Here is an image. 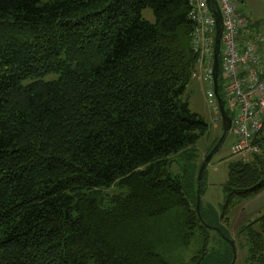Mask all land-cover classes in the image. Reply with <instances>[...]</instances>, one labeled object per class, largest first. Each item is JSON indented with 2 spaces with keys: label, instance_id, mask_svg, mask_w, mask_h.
I'll use <instances>...</instances> for the list:
<instances>
[{
  "label": "trees",
  "instance_id": "1",
  "mask_svg": "<svg viewBox=\"0 0 264 264\" xmlns=\"http://www.w3.org/2000/svg\"><path fill=\"white\" fill-rule=\"evenodd\" d=\"M191 8L0 0V264H230L237 238L244 264H264V216L229 230L264 190V123L259 152L229 161L215 220L196 212L203 180L170 172L209 130L186 95ZM114 186L128 193L103 205Z\"/></svg>",
  "mask_w": 264,
  "mask_h": 264
},
{
  "label": "built area",
  "instance_id": "2",
  "mask_svg": "<svg viewBox=\"0 0 264 264\" xmlns=\"http://www.w3.org/2000/svg\"><path fill=\"white\" fill-rule=\"evenodd\" d=\"M215 1L222 17L218 85L231 116L230 152L235 156L251 155L259 152L255 140L264 123V39L250 28L237 0ZM190 2V19L194 23L191 42L198 53L192 77L205 84L215 121L220 118L212 74L215 18L207 0Z\"/></svg>",
  "mask_w": 264,
  "mask_h": 264
},
{
  "label": "rangeland",
  "instance_id": "3",
  "mask_svg": "<svg viewBox=\"0 0 264 264\" xmlns=\"http://www.w3.org/2000/svg\"><path fill=\"white\" fill-rule=\"evenodd\" d=\"M238 8L242 16L248 22L251 29L256 33H260L264 39V0H237ZM143 19L154 23L155 17L151 9L142 11ZM199 75V71H197ZM190 109L200 114L209 124L208 132L199 139V141L188 150L181 151L172 157L170 162V172L174 176H180L183 180L193 177L197 180V166L199 168L207 151L212 149L222 134L221 120L213 121V111L209 106L206 94L205 84L198 78H191L186 89ZM227 111L229 109L226 107ZM232 135L228 134L222 147L214 154L210 163L205 169L204 179L202 182V195L200 206L202 212L205 213L208 221L215 220L221 213L224 204L223 184L228 177V164L232 159L249 158L250 155H232L230 152V142ZM128 189L124 186H114L104 190L103 205H108V196L120 195L125 196ZM264 216V190L254 197L236 205L230 213L229 230L233 239L235 232L243 225L250 223ZM257 222L255 228L258 229ZM162 225H159L161 227ZM244 239H236V260L234 264H244V255L246 247ZM242 244V245H241Z\"/></svg>",
  "mask_w": 264,
  "mask_h": 264
},
{
  "label": "water",
  "instance_id": "4",
  "mask_svg": "<svg viewBox=\"0 0 264 264\" xmlns=\"http://www.w3.org/2000/svg\"><path fill=\"white\" fill-rule=\"evenodd\" d=\"M207 3L211 8V12L214 15L215 23H216L214 49H213V73L212 74H213L214 93H215L216 100H217L219 110H220L221 123H222V134L220 138L218 139L217 143L204 157V159L202 160L199 166L198 173H197L198 188L200 187V184L203 180V173L206 167L210 163L214 154L222 147L227 135L230 132V127H231V117L226 112L224 100L218 90L219 51H220V40H221V33H222V17H221L219 7L215 0H207ZM200 199H201V195L197 192L196 212H197V215L199 216L200 221L203 224H206L200 215V210H199ZM229 243H230L231 250H232V260L230 264H234L236 260L235 244L233 240H229Z\"/></svg>",
  "mask_w": 264,
  "mask_h": 264
}]
</instances>
